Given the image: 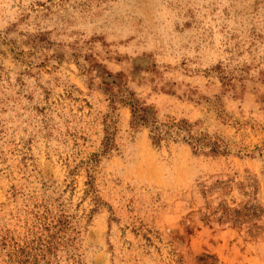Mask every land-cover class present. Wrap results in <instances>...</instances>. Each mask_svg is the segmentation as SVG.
Instances as JSON below:
<instances>
[{"label":"rangeland","instance_id":"374dc122","mask_svg":"<svg viewBox=\"0 0 264 264\" xmlns=\"http://www.w3.org/2000/svg\"><path fill=\"white\" fill-rule=\"evenodd\" d=\"M48 232L52 264H264V0H0V264Z\"/></svg>","mask_w":264,"mask_h":264},{"label":"trees","instance_id":"16d2710c","mask_svg":"<svg viewBox=\"0 0 264 264\" xmlns=\"http://www.w3.org/2000/svg\"><path fill=\"white\" fill-rule=\"evenodd\" d=\"M124 102L129 106L131 112V126L134 128L145 127L149 131V136L154 144H159L160 141L167 137L177 135L181 140L190 144L193 150H201L204 147H209V152H222L217 144L210 142V138H206L201 133L197 134L193 131V124L185 119L174 120L173 118L160 120L154 107L146 101L140 100L135 96L134 92H127L124 96ZM110 144L108 141L104 143L105 150H108ZM256 206L253 204L245 205L241 209L231 208L228 205L222 206L220 216L225 218L237 219V216L250 217L256 211ZM232 218V219H233ZM56 233L48 232L46 235H26L21 241L12 244L7 252L9 264H52L51 257H56ZM60 242L62 241L59 240ZM69 259L74 262L77 258L70 251Z\"/></svg>","mask_w":264,"mask_h":264}]
</instances>
